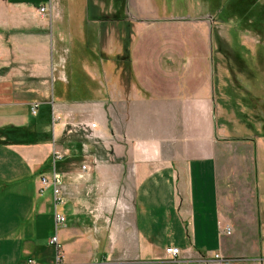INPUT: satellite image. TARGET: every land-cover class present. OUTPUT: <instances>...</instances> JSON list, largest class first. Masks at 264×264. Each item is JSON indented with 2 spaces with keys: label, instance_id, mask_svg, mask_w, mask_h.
I'll list each match as a JSON object with an SVG mask.
<instances>
[{
  "label": "crops",
  "instance_id": "0c3cea01",
  "mask_svg": "<svg viewBox=\"0 0 264 264\" xmlns=\"http://www.w3.org/2000/svg\"><path fill=\"white\" fill-rule=\"evenodd\" d=\"M10 1L0 0V128L28 129L37 141L0 135V264H54L55 235L64 264H264L255 183L264 143L231 136L216 121L213 62L183 98L163 84L151 92L133 71L136 26L188 20L211 36V16L146 18L132 14L133 0L85 1L83 24L101 25L93 40L101 34L105 46L68 55L60 6ZM122 39L126 46L115 45ZM52 170L64 198L56 210L66 218L57 230L51 189L37 190ZM159 223L191 243L152 245ZM171 246L177 261L164 254Z\"/></svg>",
  "mask_w": 264,
  "mask_h": 264
},
{
  "label": "rangeland",
  "instance_id": "374dc122",
  "mask_svg": "<svg viewBox=\"0 0 264 264\" xmlns=\"http://www.w3.org/2000/svg\"><path fill=\"white\" fill-rule=\"evenodd\" d=\"M23 1L32 6L44 3L57 4L62 8V17L65 18V27L62 29L63 44L68 55L78 53L80 50H85L89 54H99L98 44L105 46L104 39H100L101 34L96 41L97 45L93 40L96 32L98 34L101 32V25H84L83 21L87 13L85 1L102 4L101 2L107 0H11L10 3ZM133 1L136 4L132 14L135 16L173 18L188 15V18L193 19L208 15L211 16L212 28L210 36L209 30L203 32L197 26L192 27L190 25L193 23L188 20L164 21L165 25L162 27L158 24L149 27L136 26L135 37L130 43L131 48L138 53L133 70L136 80L154 93L157 91L156 85L170 86L172 97L183 98L192 95L195 90L198 91L203 80L207 76L209 78L212 61L211 85L216 101L214 112L216 121H221L227 134L231 136L239 138L255 135L258 139L262 137L260 140L264 143V45H261L264 44V35L262 32L258 34L254 31V27L247 26L245 23L250 17H244L250 10L257 11V0H250L248 7L246 0H156V3L152 0ZM99 11L107 12V8L92 9V12ZM200 11L203 15L199 14ZM89 12L92 15L91 10ZM54 21L50 28L53 38L56 36ZM80 34L83 36L82 42V37L79 39ZM119 42L121 46H126L127 39L119 40L115 45ZM145 52L148 60L144 58ZM71 94L80 95L79 92ZM261 148L263 146L259 144L255 183L260 199L259 223L262 228L259 252L263 256L264 156L261 154ZM57 210L60 212L61 206H58ZM207 227V234L210 236L209 224ZM147 239L152 245L163 243V247L172 240L178 243L179 241L191 243L186 232L178 238L176 235L173 236L170 228L160 223ZM58 254L62 256L60 264H64L62 246Z\"/></svg>",
  "mask_w": 264,
  "mask_h": 264
},
{
  "label": "built area",
  "instance_id": "2783aa9c",
  "mask_svg": "<svg viewBox=\"0 0 264 264\" xmlns=\"http://www.w3.org/2000/svg\"><path fill=\"white\" fill-rule=\"evenodd\" d=\"M46 11H47L46 6H40L38 8L39 14H44ZM37 107H38V104L33 103V105L31 106V114L34 115L36 113ZM58 157L60 156H55V158H58ZM61 185H62L61 178L59 177V175L54 173V171L52 170L50 173V176L41 175L38 181V188H37L39 192H42L46 188H50L52 191L53 203H55V213L53 216L54 222H55L54 224L55 230H57L59 226H63L66 222V218L56 210V206L63 204V201H64V198L62 197ZM225 230H226V234L228 235V233L230 232L229 228ZM49 244L55 247V256H54L55 263L54 264H60V262L62 261L61 260L62 256L58 254V251L61 246L59 245L57 235L49 239ZM164 254L167 257V259L171 261L172 260L177 261L181 257L180 256L181 252L179 248L174 247V246L166 247L164 249Z\"/></svg>",
  "mask_w": 264,
  "mask_h": 264
},
{
  "label": "trees",
  "instance_id": "16d2710c",
  "mask_svg": "<svg viewBox=\"0 0 264 264\" xmlns=\"http://www.w3.org/2000/svg\"><path fill=\"white\" fill-rule=\"evenodd\" d=\"M246 2V7H248L250 0H246ZM257 4V11L250 10L248 14L246 13L244 15V17L246 18L250 17V20L245 24L249 27H254V31H256L258 34L262 32V34L264 35V3H260L259 1H257ZM46 116L49 117V106H46ZM243 116L246 115L243 114ZM0 135L4 136L9 141L20 143L37 141L34 140L36 138V134L30 132L28 129L25 130L23 128L14 127L12 125L0 128Z\"/></svg>",
  "mask_w": 264,
  "mask_h": 264
}]
</instances>
